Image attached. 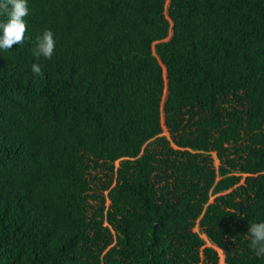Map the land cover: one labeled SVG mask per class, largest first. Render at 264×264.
Masks as SVG:
<instances>
[{"label":"trees","instance_id":"16d2710c","mask_svg":"<svg viewBox=\"0 0 264 264\" xmlns=\"http://www.w3.org/2000/svg\"><path fill=\"white\" fill-rule=\"evenodd\" d=\"M27 3L0 50V264H264V0Z\"/></svg>","mask_w":264,"mask_h":264},{"label":"clouds","instance_id":"9594fccd","mask_svg":"<svg viewBox=\"0 0 264 264\" xmlns=\"http://www.w3.org/2000/svg\"><path fill=\"white\" fill-rule=\"evenodd\" d=\"M0 14L6 15V21H0V50L10 51L15 45H22L27 33L25 17L29 15L27 0H0ZM55 51V39L51 30H45L38 36L33 56L39 59H51ZM31 71L35 76L43 77L39 64L33 63ZM250 249L256 257L264 258V222L252 223L248 227Z\"/></svg>","mask_w":264,"mask_h":264},{"label":"rangeland","instance_id":"374dc122","mask_svg":"<svg viewBox=\"0 0 264 264\" xmlns=\"http://www.w3.org/2000/svg\"><path fill=\"white\" fill-rule=\"evenodd\" d=\"M208 244V243H207Z\"/></svg>","mask_w":264,"mask_h":264}]
</instances>
